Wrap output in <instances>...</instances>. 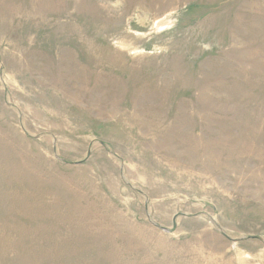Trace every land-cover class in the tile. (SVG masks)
<instances>
[{
	"label": "rangeland",
	"instance_id": "374dc122",
	"mask_svg": "<svg viewBox=\"0 0 264 264\" xmlns=\"http://www.w3.org/2000/svg\"><path fill=\"white\" fill-rule=\"evenodd\" d=\"M0 264H264V0H0Z\"/></svg>",
	"mask_w": 264,
	"mask_h": 264
},
{
	"label": "water",
	"instance_id": "95a60500",
	"mask_svg": "<svg viewBox=\"0 0 264 264\" xmlns=\"http://www.w3.org/2000/svg\"><path fill=\"white\" fill-rule=\"evenodd\" d=\"M64 162L66 163H69V164H73V163H79V162H70V161H66L64 160ZM176 217V216H175ZM175 217L173 219V224H172V228L171 229H167V228H164V227H161L160 225L156 224L157 227L161 228L162 230L166 231V232H171L175 229Z\"/></svg>",
	"mask_w": 264,
	"mask_h": 264
}]
</instances>
